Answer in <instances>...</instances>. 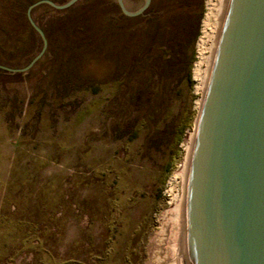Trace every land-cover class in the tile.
<instances>
[{"label":"rangeland","instance_id":"1","mask_svg":"<svg viewBox=\"0 0 264 264\" xmlns=\"http://www.w3.org/2000/svg\"><path fill=\"white\" fill-rule=\"evenodd\" d=\"M36 1L0 0V264H145L196 127L208 0L36 5L24 69Z\"/></svg>","mask_w":264,"mask_h":264},{"label":"water","instance_id":"2","mask_svg":"<svg viewBox=\"0 0 264 264\" xmlns=\"http://www.w3.org/2000/svg\"><path fill=\"white\" fill-rule=\"evenodd\" d=\"M77 0L56 5L64 9ZM150 0L133 13L145 10ZM23 69V70H24ZM200 127L186 264H264V0H236Z\"/></svg>","mask_w":264,"mask_h":264},{"label":"bare ground","instance_id":"3","mask_svg":"<svg viewBox=\"0 0 264 264\" xmlns=\"http://www.w3.org/2000/svg\"><path fill=\"white\" fill-rule=\"evenodd\" d=\"M236 0H208L204 33L199 45L195 68V101L198 109L196 127L188 134L178 169L167 189V207L159 214L157 231L148 245L145 264H186L192 185L200 127L208 97L211 95L220 54Z\"/></svg>","mask_w":264,"mask_h":264}]
</instances>
